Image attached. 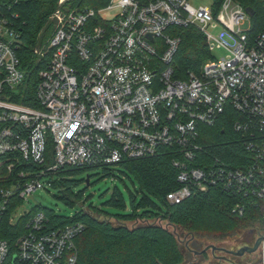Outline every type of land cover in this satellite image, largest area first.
I'll use <instances>...</instances> for the list:
<instances>
[{
    "label": "built area",
    "instance_id": "1",
    "mask_svg": "<svg viewBox=\"0 0 264 264\" xmlns=\"http://www.w3.org/2000/svg\"><path fill=\"white\" fill-rule=\"evenodd\" d=\"M112 1L94 8L88 0H58L49 63L39 72L33 104L23 101L29 84L15 50L18 34L12 18L0 14V224L26 220L14 244L0 238V264H76L75 238L84 225L49 230L43 211L17 216L26 198L53 188L60 168L113 165L164 148L175 153L179 169L170 204L195 189L223 187L255 198L264 224V29L252 38V16L234 0H223L217 12L212 5L195 9L190 0ZM112 10L115 17L104 18ZM218 25L223 31L213 37L209 31ZM187 27L205 36L211 53L217 47L227 55L177 78V29ZM229 110L253 160L242 167L218 159L192 166L202 159L200 127L216 125Z\"/></svg>",
    "mask_w": 264,
    "mask_h": 264
},
{
    "label": "trees",
    "instance_id": "2",
    "mask_svg": "<svg viewBox=\"0 0 264 264\" xmlns=\"http://www.w3.org/2000/svg\"><path fill=\"white\" fill-rule=\"evenodd\" d=\"M94 1L88 0L94 8L107 4V0ZM212 1L217 12L223 0ZM234 1L245 9L255 11L249 34L252 38L257 36L264 29V0ZM57 3L58 0H0V14L12 18L18 34L15 50L29 84L27 98L23 99L25 102H33L39 72L46 69L49 63L48 42L55 28L50 18ZM177 33L181 42L173 60L175 77L185 78L189 72L198 74L203 63L213 57L205 36L194 27L178 28ZM37 50L39 53L35 52ZM236 117L237 114L229 110L216 125L200 127L202 159L197 158L192 166H202L203 161L218 159L230 167H242L253 160L241 135L233 130L232 120ZM52 153L53 144L49 142L48 162ZM175 157L172 150L164 148L155 156L123 159L113 165L99 163L60 168L53 184V189L57 191L54 196L66 207L74 209L80 206L79 209L72 216H65L55 209L39 205L31 213L43 211L49 230L76 223L84 225L75 238L76 264H199L186 263L179 235L168 227L185 231L189 237L200 238H224L239 229L255 233L263 230V207L255 198L245 196L243 192H232L223 187H209L206 191L195 189L181 204H170L167 194L180 187L179 169L173 163ZM20 167L35 166L21 164ZM113 167H117L118 172L137 185L138 189L129 190L127 200L115 186L104 204L116 213L93 204L87 206V210L84 204H80L83 191L75 192V188L81 184L87 186V178L91 186L106 177H115ZM94 169H102L103 174L90 175ZM83 174H86L85 178H78ZM237 206L243 207L242 214L235 210ZM110 219L117 222L120 219H134L138 223L129 227L125 223L113 224ZM25 221L19 220L14 225L5 219L0 224V238L14 244L25 230Z\"/></svg>",
    "mask_w": 264,
    "mask_h": 264
},
{
    "label": "rangeland",
    "instance_id": "3",
    "mask_svg": "<svg viewBox=\"0 0 264 264\" xmlns=\"http://www.w3.org/2000/svg\"><path fill=\"white\" fill-rule=\"evenodd\" d=\"M120 0H113L112 4L116 5ZM190 5L198 9L200 7H210L213 3L212 0H190ZM116 11H107L103 14L104 18L111 20L115 17ZM249 27V23H247L244 27V29H247ZM223 31V27L221 25H218L217 27L211 29L209 32L213 37H218L220 32ZM212 54L217 58L221 59L225 57L226 51L224 49H220L215 47L213 49ZM113 173L115 177H106L96 183H94L91 186H86L85 184L79 185L77 188H75V192L83 191V197L81 199L80 204H84L85 208L88 210V207L90 204H93L94 206L98 208H102L104 210H107L109 212H115L114 210H111L110 208L105 206V202L110 198L112 191L114 190L115 186H117L124 194L126 199L129 198V190L135 191L138 189L137 185H133L132 182L121 175L118 172L117 167H113ZM95 174H103L102 169H94L90 171V175ZM86 174L80 175L78 178H85ZM94 180L96 177L93 178ZM55 194H57V191L53 188L50 189H38L35 192H33L30 196L26 198V200L23 202L20 209L17 211V216H20L23 212H28L32 210L36 206H43L55 209L58 213H61L65 216H72L75 211L79 209L77 206L74 209H71L69 207H66L61 201L55 198ZM130 210V208H129ZM108 218V217H107ZM113 224H119L122 223L129 227L135 226L137 223L134 221V219H120L119 222H117L115 219H110ZM164 226L166 223L163 224ZM171 231L178 233L180 246L184 248V255L186 258V263H198L202 260L201 264H258L259 262V249L255 253H245L242 256L235 257L231 255L232 253L229 252H237L242 248L245 247H253L255 242L260 238L257 237L256 234L251 235L250 239L251 241L245 240V238L249 235L250 231L248 229H239L238 231L232 233L228 237L224 238H200L191 236L189 237L187 232L176 230L172 227H168ZM260 234V232L258 233ZM262 243V242H261ZM193 244H202V249L206 247H210L208 251L205 253H202L201 257H195L192 256V258L187 257L192 253ZM249 246H246L248 245ZM261 245V244H260ZM259 245V246H260ZM211 247H214L215 249H211Z\"/></svg>",
    "mask_w": 264,
    "mask_h": 264
},
{
    "label": "water",
    "instance_id": "4",
    "mask_svg": "<svg viewBox=\"0 0 264 264\" xmlns=\"http://www.w3.org/2000/svg\"><path fill=\"white\" fill-rule=\"evenodd\" d=\"M246 11H247V13L250 16H254V14H255V11L252 8H247ZM87 186H89V178H87ZM263 239L264 238H262V237L259 238L256 241V243H255V245L253 247H245V248L240 249L237 252H229V253H232L233 255H236V256H242L245 253H249V254L254 253L258 249V247L261 244V242L263 241ZM192 247H193V250H192V253L193 254H190L187 257V259L188 258H192V256H194V255L195 256L196 255H202V253H204V252H206V251H208L210 249V247H206V248L202 249V244H193ZM180 248H181L182 252L184 253V248L182 246H180ZM211 249H215V248L214 247H211ZM202 260L203 259H201V261L198 262V263L201 264L202 263Z\"/></svg>",
    "mask_w": 264,
    "mask_h": 264
},
{
    "label": "flooded vegetation",
    "instance_id": "5",
    "mask_svg": "<svg viewBox=\"0 0 264 264\" xmlns=\"http://www.w3.org/2000/svg\"><path fill=\"white\" fill-rule=\"evenodd\" d=\"M256 234L257 235V237H259L260 236V234H258V232H250L249 233V235L245 238V240H247V241H251L252 239H250V237H251V235H253L254 236V234ZM256 243V242H255ZM255 245V244H254ZM246 246H249V244L248 245H246ZM260 247V246H259ZM259 247H258V249H259ZM257 249V250H258ZM257 250L255 251V253L257 252ZM205 253V252H204ZM231 255H233V254H231ZM195 256V255H194ZM202 255H196L195 257H201ZM233 256H235L236 257V255H233ZM237 257H239V256H237Z\"/></svg>",
    "mask_w": 264,
    "mask_h": 264
}]
</instances>
